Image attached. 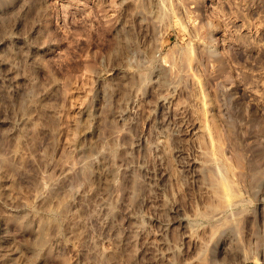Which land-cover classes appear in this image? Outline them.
Wrapping results in <instances>:
<instances>
[{
    "label": "rangeland",
    "instance_id": "rangeland-1",
    "mask_svg": "<svg viewBox=\"0 0 264 264\" xmlns=\"http://www.w3.org/2000/svg\"><path fill=\"white\" fill-rule=\"evenodd\" d=\"M0 264H264V0H0Z\"/></svg>",
    "mask_w": 264,
    "mask_h": 264
},
{
    "label": "bare ground",
    "instance_id": "bare-ground-1",
    "mask_svg": "<svg viewBox=\"0 0 264 264\" xmlns=\"http://www.w3.org/2000/svg\"><path fill=\"white\" fill-rule=\"evenodd\" d=\"M255 174V173H254ZM252 179V178H251ZM227 183V182H226ZM225 183V184H226ZM228 184V183H227ZM223 186V190L225 189L224 193H225V196H229L230 195V189L227 188L228 186L225 185V188H224V184L222 185ZM233 192V191H232ZM231 192V193H232ZM223 194V193H222ZM227 199V198H226Z\"/></svg>",
    "mask_w": 264,
    "mask_h": 264
}]
</instances>
